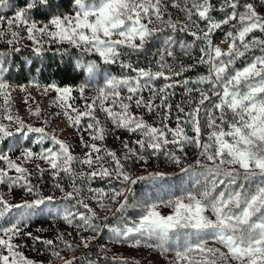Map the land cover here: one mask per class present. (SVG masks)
<instances>
[{"label": "snow or ice", "instance_id": "obj_1", "mask_svg": "<svg viewBox=\"0 0 264 264\" xmlns=\"http://www.w3.org/2000/svg\"><path fill=\"white\" fill-rule=\"evenodd\" d=\"M9 3L10 0H0V12L8 9ZM73 6V13L53 14L39 26L29 14L42 8L47 13L51 8L50 0H25L12 17L0 14V38L6 35V26L11 35L7 41L10 45L18 42L19 29L23 28L27 40L35 45L32 50L37 55L42 53L46 42L67 44L79 50L80 57L72 67L80 75H86L87 80L76 89L56 84L48 88L58 94L57 104L70 126L80 127L82 121L87 120L83 131L93 141L90 143L80 135L81 147L87 151L76 156L66 141L48 133L45 127H26L22 119L11 115L9 101L12 88L3 75L9 69L0 59V97L7 113L4 118L9 121V125L0 123V139L13 136L9 128L16 124L18 133L25 130L38 133L37 143L44 140L52 142L51 147L39 152L24 149L16 160L7 152L0 153V161L6 165L0 168V184L8 185L9 191L19 186L34 197L12 203L0 195V221H4L0 223V264H42L26 257L20 250L22 246L13 242L28 226L37 209L54 204L57 199L54 195H43L38 186L31 183L32 172L25 167L27 163L38 159L47 165L44 168L36 164V172L42 177L45 171H49L53 187L63 194L61 199L67 202L63 204L62 212L49 209V213L54 214L53 218L60 216L69 227L79 229L76 232L78 243L64 239L65 235L72 236L71 232L57 235L56 240L64 246L61 250H56V241H43L53 248L52 256L64 260V264H77V260L76 257L69 260L61 256L62 250L88 249L102 235L101 226L95 223L96 210L79 198L77 177L119 181L121 187L110 188L107 192L103 188H89V192L101 209L107 210L108 206L100 197H107L119 205L115 213H123L128 207L129 196L135 195L132 186L165 176V173L153 172L133 178L116 151L98 146L95 141L105 140L107 128L97 116V110L104 113L114 128L139 133L140 138L132 142L138 148L131 147L128 141L122 142L127 150L124 160L132 157L145 160L141 154L143 150L163 151L168 145H175L183 151L186 143L200 149L202 158L197 159L195 165L181 169L184 173L194 168L202 170L197 173L193 184L196 190L162 202L172 209L170 214H161L158 210L160 205L153 203L145 207L137 220L121 218L115 226L104 224L103 228L113 234L115 242L127 243L136 249L150 247L165 257L167 253L174 252L173 264H264V55L255 56L242 68L230 70L247 52L258 48L264 53V39L254 35L264 33V12L257 10L264 7V0H259V5L249 0H221L219 7L213 0H171V6L182 11L186 21H174L168 15V5L164 0H73ZM214 12L223 15L217 19ZM157 24L163 27H156ZM224 26H228L226 51L212 39L213 34ZM190 27H195L196 31H190ZM165 29L170 30V34L163 42L164 47L158 50L155 70L135 67L130 59H123L144 51L157 33ZM177 32L189 34L194 39L191 43L177 41L173 35ZM196 41L203 42L196 63L207 65V74L195 81H174L173 77L192 67L189 65L181 70L172 67L169 58L175 59L174 47L178 43L184 54L190 56ZM13 50L19 51L18 48ZM117 63L129 74L106 76L103 85L96 86L95 96L85 97L84 93L93 86L101 65ZM157 81L164 83L158 85ZM190 83L208 87H188ZM180 84L185 87L187 95L198 93V99L188 101V111L182 104L175 106L177 115L173 128L170 126L173 116L169 100L174 95L172 89ZM74 91H78L85 101L82 109L74 104ZM24 102H28L27 98ZM133 107L142 108L148 114L155 113L159 126L148 123L143 115H135L131 111ZM33 114L39 116V107ZM189 124L193 136L187 134L185 126ZM204 129L208 130L207 135ZM169 155L175 163H180V158L174 153ZM77 163L86 166L88 171L77 173ZM10 171L15 175H9ZM62 174L71 181V191H66L60 183ZM256 178H259V183L249 189L247 183L254 182ZM120 197H123L122 201ZM80 208L85 211H80ZM208 211L215 219L205 214ZM83 232H91L92 235L85 236ZM27 235L31 236V233ZM34 239L40 240V237ZM208 239L221 247L208 246ZM113 259L128 264L124 257ZM132 264L139 262L133 261Z\"/></svg>", "mask_w": 264, "mask_h": 264}, {"label": "rangeland", "instance_id": "obj_2", "mask_svg": "<svg viewBox=\"0 0 264 264\" xmlns=\"http://www.w3.org/2000/svg\"><path fill=\"white\" fill-rule=\"evenodd\" d=\"M249 2H255L257 5H259V0H249ZM164 3L168 5V15L174 21H186L185 14L179 9L171 6V0H164ZM213 3L216 4L217 7H219L221 0H213ZM18 8L19 7L16 6V1L10 0L9 8L4 10L3 12H0V14L10 18L14 15L15 10H17ZM257 10L260 12H264V7H258ZM73 12L74 6L72 2L71 8L67 12L53 14H71ZM32 13H30L29 15L32 19H34ZM213 15L217 19H219L223 14L214 12ZM46 22L47 21H42L40 23L38 22L37 24L39 26ZM156 27L163 26L157 24ZM227 30L228 26H224L222 30H217L212 36L214 44L220 46L225 51L228 48V43L225 42V32ZM4 31L6 35L0 38V59H3L5 61V67L9 69V71L4 73L3 75L4 78L10 83L12 88V90L10 91L9 101L10 114L14 117L18 116L20 119H22L26 127H45L48 133L55 134L59 139L66 141L72 147L74 155L82 156L83 152L87 151V149H83L81 147L80 135H83L84 139L88 140L90 143L93 142L90 141L88 133L86 131H83V126L86 125L87 120L82 121L80 127L70 126V122L65 117L63 110L57 104L58 94L54 90L48 88L47 85L40 84L37 78H30L29 82L26 84H17L13 81L16 79L18 69L16 64L10 58L9 54L11 52H16L13 49L18 48L19 51L22 52L19 57H23L25 56V53L34 52L32 49L33 47H35V45L27 40V35L23 28L19 29L20 36L17 38L18 42L11 45L7 43V41L11 39V35L6 26ZM190 31H196V28L190 27ZM169 34L170 30L168 29L157 33V35L150 41L144 51L131 55V57H123V59L125 61H128L130 59L135 67H151L153 70H155V60L158 59V50L164 47L163 42L166 40ZM173 35L175 36L177 41H184L186 43H191L194 39L191 35L184 32H177ZM254 35L261 39H264V33L257 32L254 33ZM54 44L60 43H44L42 53H44L50 46ZM202 46L203 42L196 41V46L192 49L191 55L189 56L184 54L178 43L176 44L173 49L175 53V59L169 58V63L172 64V67L175 70H181L182 68L187 69L189 65H192V67L187 71H183L180 76L173 77L174 81H183L184 79L195 81L199 76L207 74V65L196 63V60L200 56L199 47ZM77 51L79 52V50ZM260 55H264V53H262L258 48L249 51L246 53L245 57L236 60L235 64L230 70L234 71L235 69L242 68L255 56ZM85 59H96V57H85ZM32 60H34L36 64L41 65V59L39 57H36V55H33ZM30 65L31 61H27L24 65L25 69L29 68ZM190 71H194V73L192 75H189L188 72ZM127 74H129L128 70L121 68L119 63L114 65L102 64L101 68L98 70L95 80L93 81V86L85 91L84 96H95L96 86H102L104 83V78L106 76H121ZM86 80L87 76L84 75V79L80 84L84 83ZM156 83L160 85L164 83V81H157ZM188 87H200L202 89H206L208 86L190 83ZM46 88H48L47 91H45ZM172 91L174 92V95L171 96L169 103L172 104L173 119L170 121V126L174 128V117L177 115L175 106L177 104H182L185 107V111L190 110L188 101L190 99H198V93L193 92L190 96L187 95L185 87L182 84L172 89ZM144 95L147 97L148 93L145 92ZM76 96L78 99L77 107L82 109L84 107L85 101L80 98V94L78 91L76 93ZM26 98L28 100L27 103L24 102ZM158 102L159 101H157V103ZM37 107H39L40 109L39 116L33 114ZM3 109V98L0 97V123L9 125V121L4 118L7 113H5ZM131 111L137 116L143 115L148 123L159 126V118L155 113L148 114L144 109H137L135 107H133ZM160 111L163 112L164 110L161 109ZM96 114L100 118L101 123L105 124L107 128V135L103 142H95L100 147L106 146L108 149L116 151L118 156L121 158L122 163H124L126 170L133 176V178L140 175H147L148 173L153 172H162L165 173V176L156 180L140 181L136 185L132 186L135 195L129 196L128 207L124 210L123 213H115V209L119 205L117 203H113V201L107 197H100L102 202L108 206L107 210L101 209L98 202L91 199L93 194L89 192V188H103L107 192L110 188L121 187L119 181L111 178L101 179L99 177H96L87 179L77 177L76 185L80 189L79 198L84 200V202L89 203L90 206L96 210L97 219L95 223L101 226L102 235L98 240L93 241L88 249L80 248L79 253L62 250L61 256L66 257L69 260H71L73 257H76L77 264H122L119 259H113L114 257H124L127 259L128 264H132L133 261H138L139 264H173L175 260L174 252L167 253L165 257L164 255H161L158 250L150 247L142 246L139 249H136L129 247L127 243H117L114 240L113 234L107 228H103V225L108 224L115 226L120 223L121 218L129 221L137 220L138 217L143 214L145 207L153 203L160 205L158 210L161 212V214H170L172 209L169 207H165L164 203L162 202H166L171 198L186 193L187 191L196 190L193 187V184L196 179L197 173L202 170L194 168L193 171L184 173L181 171V169L187 168L189 165H195V161L197 159H202L199 156L200 149H198L194 144H184L183 149L185 150V157L190 158L188 163H182V158H180V163H175L169 154H167L166 152L162 153L165 149L163 151L157 152H154L152 149L143 150L141 154L145 156V160H140L136 157H132L129 160H124L123 157L126 154L127 150L124 149L122 142L128 141L131 147L138 148V146L133 144L132 142L140 138L139 133L133 134L127 132L124 129L114 128L111 122L106 120L103 112L97 110ZM201 117H203V111L201 112ZM16 127V124H11L9 130L12 131L14 135L0 139V153L7 152L13 160H16L17 157H20L24 149H31L33 152H39L43 148L52 146V142L50 140H44L43 142L37 143V141L39 140L38 133H29L26 130L18 133L15 131ZM185 127L187 134L189 136H193L194 132L192 131V126L189 124ZM207 131V129H204L205 135H207ZM169 139H171V136H169ZM10 149L11 151H9ZM205 162L207 163V161ZM38 163L41 164V167L47 168V165H45L38 159L33 160L25 165V167H27L29 171L32 172V176L30 177L31 183L38 186V190L43 195H54L55 197H57V199L54 204L42 205L40 209H37L36 214L31 217L28 224L36 220H47L54 224L57 230V235L59 233L66 234L68 232H71L72 236L65 235L64 239L69 240L73 243H78L79 237L76 236V232L79 231V229L69 227L68 224L60 216H55V218H53L54 214L49 213V209H60L62 212V206L67 202L61 199L63 194L58 189H55L53 187L54 181L49 171H45L42 177L38 172H36L35 165ZM173 165H175L176 168H173ZM3 167H6L5 162L0 161V168ZM75 169L77 173H79L80 171H88L86 166L80 165L78 163L75 164ZM9 175H15V173L13 171H10ZM240 182L244 183L243 180H241ZM60 183L64 186L66 191L72 190L71 181L67 176L62 174ZM256 183H259V178H256L254 182H248L247 187L249 189H252L255 187ZM13 192H15L17 196L14 195ZM0 195H3L4 199L9 200L12 203H20L24 200H31L34 198L19 186H14L12 187L11 191H9L8 185L6 184H0ZM125 195H127V193H125ZM119 199L122 201L123 197H120ZM79 210L85 211L83 208H80ZM205 214L210 218L215 219L210 211L206 212ZM0 223H4V221H0ZM82 235L90 236L92 235V233L83 232ZM13 242L22 246L20 250L29 259L37 262H42V264H50V262L51 264H64V260L52 256V247H47L46 251H43L49 258L48 261H43L39 253L31 255V257L26 255V253L24 252L25 247L19 241H17L16 238ZM208 246L221 247L219 244H215L211 239H208ZM63 248V244L57 241L56 250H61ZM91 248L93 249V251H91ZM99 260H101V262Z\"/></svg>", "mask_w": 264, "mask_h": 264}, {"label": "trees", "instance_id": "obj_3", "mask_svg": "<svg viewBox=\"0 0 264 264\" xmlns=\"http://www.w3.org/2000/svg\"><path fill=\"white\" fill-rule=\"evenodd\" d=\"M16 6L21 7L24 5L25 0H15ZM73 0H50L51 8L48 9L45 13L42 8L39 11H34L33 18L37 23L42 21H47L53 13H65L67 12L72 5ZM22 52H11L9 54L12 61L17 66V76L13 80L17 84H26L29 82V79L32 77L37 78L38 82L42 85H51L56 84L60 87H72L74 89L78 88L80 83L84 79V75H80L76 72L72 65L75 63L76 59L80 57V53L71 48L67 44H54L50 46L44 53L37 55L35 52L25 53V56L19 57ZM33 55L41 59V65H38L32 60ZM27 61H31L29 68L25 69L24 65ZM39 69L40 71H37ZM189 75H192L194 71L188 72ZM77 91L72 93V96L75 97L74 104L77 106ZM174 153L175 156L183 159L182 163H188L190 158L185 157V150L180 151L179 148L175 145H168L164 152L162 153ZM160 153V154H162ZM176 168L175 165L172 166ZM134 174V173H132ZM14 195L17 196L15 192ZM54 224L47 220H36L26 228L23 229L22 233L16 237V240L19 241L24 247V252L26 255L30 256L39 253L43 261H48L49 258L47 254L43 251H46L47 247H50L43 243L44 240L52 239L56 241L57 244V234ZM31 233V236L27 235ZM34 237H40V240L34 239ZM91 251L93 249L91 248ZM79 253L80 250L72 251ZM33 257V256H32ZM101 262V260H99Z\"/></svg>", "mask_w": 264, "mask_h": 264}]
</instances>
